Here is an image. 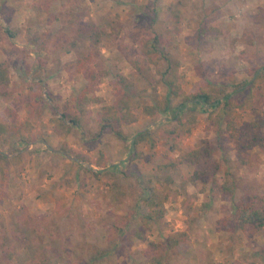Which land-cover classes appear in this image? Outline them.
Instances as JSON below:
<instances>
[{
  "label": "rangeland",
  "instance_id": "obj_1",
  "mask_svg": "<svg viewBox=\"0 0 264 264\" xmlns=\"http://www.w3.org/2000/svg\"><path fill=\"white\" fill-rule=\"evenodd\" d=\"M0 8V61L11 77L0 94V151L12 161L0 172V264H144L156 254L167 264H264V228L234 221L245 193L264 194V124H254L264 118V78L241 96L247 103L228 128L219 107L183 96L161 118L145 113L167 96L166 64L145 79L130 62L157 35L185 92L207 82L231 92L264 74V0H0ZM118 73L137 96L126 138L99 135ZM147 130L129 161L133 138ZM206 144L205 159L170 166ZM101 151L111 157L104 167L76 156ZM226 171L237 184L230 194L219 192ZM153 193L165 199L157 220L143 202Z\"/></svg>",
  "mask_w": 264,
  "mask_h": 264
},
{
  "label": "trees",
  "instance_id": "obj_2",
  "mask_svg": "<svg viewBox=\"0 0 264 264\" xmlns=\"http://www.w3.org/2000/svg\"><path fill=\"white\" fill-rule=\"evenodd\" d=\"M74 29L78 33L84 27L78 23ZM142 54L143 60L138 58L130 59L131 64L137 69L143 78L147 79V73L151 68V65H158L161 61H165L166 67L162 72L163 81L167 87V96L163 100L156 99L153 105H144L145 113L161 118L164 112L171 106V101L179 96H183V102L186 104L188 101L198 102L204 105V107L210 106L211 108H217L218 117L217 122L226 121L227 127L232 128L233 122L232 117L238 108H242L246 105V100L250 99L254 93L253 88L257 81L264 78V74L259 72L257 69L251 80L246 82L244 85H236L235 89L231 92L228 91V85L226 84H214L207 82L201 85L198 89L185 92L183 84L179 75V62L174 59L171 53L165 50V46L160 41L159 36L155 35L152 38H147L142 41ZM145 62V63H143ZM79 63L82 65L84 59H79ZM260 69H264L261 67ZM117 82L115 84V100L112 105L103 107L102 111L98 114V121L101 123V132H114L118 136L126 138L123 127L125 124H130L138 120L137 115L134 113V106L137 102V96L134 89H132L129 79L118 73L116 74ZM11 82L10 69L5 61H0V94L7 95L8 93L3 91V88L8 86ZM248 85L247 88H245ZM245 95L246 100H242L241 96ZM178 114L176 117L178 118ZM79 120L78 114L71 118L74 124H77ZM256 126L261 127L264 124V118L258 117L254 123ZM6 129V126L0 123V133ZM175 130V129H174ZM150 135V132L142 131L139 132L133 138V150L134 155L128 159L135 158L139 155L136 152L140 143L146 140ZM255 144V143H251ZM213 153V149L209 144H206L202 148L193 149L184 153H181L176 161L170 163L172 168H177L183 163H194L205 159L207 156ZM77 158L88 161L91 164H96L100 167L106 166L107 160H111L109 154L101 151V157L98 159H91L81 155H76ZM10 163L11 158L0 151V172L2 176H5V169L2 167L3 163ZM88 171L96 174L97 172L92 168H87ZM202 172H196L192 177L191 181L195 182ZM171 182L174 180L173 177H168ZM237 184L231 174L226 171V179L219 186V192L224 194L233 193ZM143 202L150 207V211L146 217L149 220L161 219L164 216V202L158 200L156 193L149 195ZM234 221L237 227L245 229L248 226L256 230L264 228V194L252 191L245 193L236 203L234 208ZM171 244L176 246L178 241L170 239ZM144 264H167L165 256L162 254H156L150 258L149 261Z\"/></svg>",
  "mask_w": 264,
  "mask_h": 264
},
{
  "label": "crops",
  "instance_id": "obj_3",
  "mask_svg": "<svg viewBox=\"0 0 264 264\" xmlns=\"http://www.w3.org/2000/svg\"><path fill=\"white\" fill-rule=\"evenodd\" d=\"M1 6H2L1 8H3V5H1ZM6 6H10V8L13 9V7H12L13 5H12L11 3H10V5H9V3H8ZM1 8H0V13H1ZM1 14H2V13H1ZM0 18H1V17H0Z\"/></svg>",
  "mask_w": 264,
  "mask_h": 264
}]
</instances>
